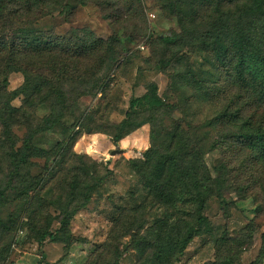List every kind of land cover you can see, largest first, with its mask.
Listing matches in <instances>:
<instances>
[{"label":"trees","instance_id":"1","mask_svg":"<svg viewBox=\"0 0 264 264\" xmlns=\"http://www.w3.org/2000/svg\"><path fill=\"white\" fill-rule=\"evenodd\" d=\"M60 2L0 0V207L10 193H16L28 203L29 222L40 216L46 207L42 192L47 189V179L32 174L38 166L33 159L38 158L45 159L47 167L49 160H58L53 168L49 167L56 175L53 181L72 196L70 203L55 201L60 224L56 234L61 235L42 227L38 232L41 249L47 238L54 242L62 236L69 238L71 221L90 204L107 178L105 174L92 184L88 174L71 162L73 148L82 136L75 128L81 126L87 133L93 132L94 116L83 117L79 102L104 92L107 77L101 76L108 74L115 62L116 43L97 38L85 29L74 30L69 36L41 32L37 23L59 10ZM214 5L218 16L209 31L198 37L188 31L182 38L165 37L163 42L194 44L213 53L228 73V85L239 90L235 99H230L226 90L205 86L190 72V78L183 80L206 91V107L191 109L194 118L200 115L197 125L188 123L185 130L178 124L163 133V121L156 116L167 105L158 87L151 84L145 95L131 102L126 118L110 134L113 144L118 145L142 126H151L150 148L143 159L133 161L144 195L135 207L122 209L115 217V224L125 221V234L135 238L146 264L179 263L208 223L203 213L208 201L222 198L225 165L223 173L213 176L203 158L206 148L209 154L219 141L240 143L239 151L264 169V0H215ZM235 5L238 8L231 12ZM12 73H22L24 82L8 91ZM18 98H23L21 106L14 104ZM139 104L152 112L149 119L134 113ZM41 106H48L50 114L40 119L36 110ZM209 108L211 112L205 114ZM56 128L62 130L64 141L52 150L39 147L38 138ZM18 132H24L22 140ZM66 164L64 173L55 174V169L60 171ZM187 207L192 211L185 219ZM148 208L162 213L152 227L145 229ZM12 222L4 224L0 220V227L8 228Z\"/></svg>","mask_w":264,"mask_h":264},{"label":"rangeland","instance_id":"2","mask_svg":"<svg viewBox=\"0 0 264 264\" xmlns=\"http://www.w3.org/2000/svg\"><path fill=\"white\" fill-rule=\"evenodd\" d=\"M210 2L61 0L59 10L37 23V28L45 34L69 36L74 30L85 29L97 38L116 43L115 62L110 72L101 73L102 78L107 77L104 92L79 102L83 117L94 116L90 120L93 132L87 133L81 126L75 128L82 136L73 148L71 162L88 174L92 184L105 174L107 178L98 186L90 204L71 221L69 238L62 236L56 242L47 238L41 249L38 232L42 227L61 235L56 234L60 224L55 201L70 203L72 196L53 181L56 175L49 167L53 168L57 159L49 160V167L45 159H33L38 166L32 174H42L47 179V189L42 192L46 207L39 217L29 222L28 203L16 193L8 195L5 205L0 207V220L4 224L13 222L8 228L0 227V264H38L40 261L41 264H146L135 238L125 234V221L115 224V217L120 210L135 207L144 195L133 161L143 159L150 148L151 126H142L118 145L113 144L110 134L126 118L131 102L145 95L151 84L158 87V94L167 105L156 116L163 121V133L178 124L185 130L188 123L197 125L200 115L194 118L191 109L206 107V91L183 80L190 78V72L206 83L205 86L226 90L230 99H235L239 90L228 85V73L216 62L213 53L194 44L163 42L165 37L180 35L182 38L188 31L197 37L209 31L218 16L215 0ZM237 8L233 6L231 12ZM23 82L22 73H12L8 91L16 90ZM22 102L23 98H18L14 104L21 106ZM210 112L209 108L204 113ZM134 113L140 114L143 120L152 116L145 104H139ZM36 114L40 119L48 116L49 107H39ZM61 132L56 128L45 133L38 138V146L45 150L57 147L64 141ZM18 134L22 140L24 132ZM241 148L240 143L223 140L209 154H206L208 148L204 150L205 164L213 176L223 173L225 165L221 176L225 188L222 198L208 201L203 211L208 223L177 264H264V169L243 155ZM117 151L121 152L112 155ZM66 168L67 164L54 172L60 175ZM191 211L187 207L183 212L185 219ZM160 213L147 209L145 229L154 225Z\"/></svg>","mask_w":264,"mask_h":264},{"label":"water","instance_id":"3","mask_svg":"<svg viewBox=\"0 0 264 264\" xmlns=\"http://www.w3.org/2000/svg\"><path fill=\"white\" fill-rule=\"evenodd\" d=\"M121 151H117V152H112V155H114L115 153H120Z\"/></svg>","mask_w":264,"mask_h":264},{"label":"built area","instance_id":"4","mask_svg":"<svg viewBox=\"0 0 264 264\" xmlns=\"http://www.w3.org/2000/svg\"><path fill=\"white\" fill-rule=\"evenodd\" d=\"M154 17V15H152ZM13 264H17V263H13Z\"/></svg>","mask_w":264,"mask_h":264}]
</instances>
